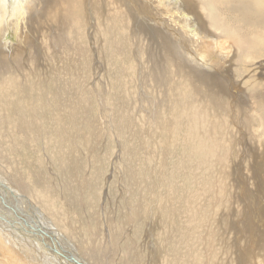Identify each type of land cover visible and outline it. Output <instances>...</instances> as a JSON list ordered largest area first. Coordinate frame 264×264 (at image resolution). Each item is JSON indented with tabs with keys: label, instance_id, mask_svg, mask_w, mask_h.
Listing matches in <instances>:
<instances>
[{
	"label": "bare ground",
	"instance_id": "obj_1",
	"mask_svg": "<svg viewBox=\"0 0 264 264\" xmlns=\"http://www.w3.org/2000/svg\"><path fill=\"white\" fill-rule=\"evenodd\" d=\"M80 1L82 2V0H49V2L47 1L48 4L46 6L49 7L55 13V15H51L54 24H50V25L46 24L45 20L51 17H43V13H38L36 15L37 11H34V17L32 20L37 24V28L33 26V29L36 28V30H29L28 32H30L31 34L30 38H32V42L34 43V45H36V50H35L36 52L33 51L31 54H29V51H31V49L28 50V46H29L28 40H26L27 41L26 43L28 45L26 46V44L24 43L25 47L21 49L13 48L15 45L12 44V42L13 43H17V41L19 43L21 42L22 36L19 37L21 35L19 32L20 30L22 31V29L24 30L25 24H27L26 20L28 19L25 16V12L27 10L25 8V0H0V17L1 15L13 17L12 19L8 20V23L14 22V24L9 26L8 28L7 26L0 28V43H1L0 45L1 47L0 48V74L5 73L6 75V72L10 71L8 67V62H7V61H10L9 60L10 56L6 55L5 52L8 54L15 52L12 57L18 60L19 58H22L24 63H26L25 59L29 56V59L32 65L35 62L34 58L35 59L39 58L41 59V61L47 60V62L49 61L50 63H53L54 61H56L54 59L57 58L62 52L68 53L72 50L73 52L72 54H76L74 52H76L77 48L68 46L70 44L68 43V39H67L68 37L66 38L67 32L63 28V26L67 28L69 31L71 45H74L75 44L74 41L76 40L78 36H80L82 40L81 46H84L83 48H86V40L90 39V36H85V27L87 23L86 21L83 27H81L83 24V18H82V15L81 17L78 15L79 13L78 10L81 5ZM184 2H186L185 4L186 7H184L183 5V8H187L190 11L194 9L196 10V8H199V9L202 8L203 3L208 6L206 10L205 8L204 9L202 8V13H203V16L205 17L203 18V20L206 22L208 27L212 30H215L214 31L216 34L215 39L213 40L212 38L211 40L210 38L211 40L210 45L212 49L216 51V48H215L216 45L221 44L217 42L222 37L221 35L222 33H226L228 35L227 41L230 43L229 47L231 48L232 52L227 49L229 53H226L225 55L220 54L223 56L224 59L222 57L215 58L214 56L216 54L215 55L211 54L210 58H203V57H207L206 54H208L209 52L206 48L209 41L207 40V37L199 30V28L198 29L195 27L190 28L191 24H189L190 20H188L190 19V17H188V15L184 13V11H180L181 10L180 8L182 7L181 3L183 4ZM83 3H84L83 9L86 14L87 12H92L93 14L99 15L100 13L96 8L100 6L101 4H102L103 9L106 11L105 14H103L104 17L102 18V23H100L96 17L94 18L90 17V19L94 22L92 27L94 28L99 27L98 23H100L101 26H103V28H105L111 33H115V29L117 28H119L121 31L125 29V30H128L129 32L131 31V35L134 38H136L137 41L140 40V42H142L143 44L142 51L144 53L143 52L141 53L140 59H145L149 64V68L147 69L148 72H144L140 74V77L142 78L146 77L143 80L149 81V87L152 89L158 90V95H156L157 99L166 98V93H165L166 87H169V89H172V87H175V86H171L169 83L172 80V76H176V80L175 81L173 80V81L177 85L178 83L177 80H179L177 79V75H181L179 77H181V80L184 81V84L186 86H189L192 92L195 95H197L199 98H201V99H198V102L200 100H203L205 102L203 104H206L207 106L209 105L210 107L216 109L217 112L226 111V115H228L229 118L231 119V121H229V125L230 127L233 128V130H235V132H232L230 134V137L227 140V143L229 145L227 156L232 163L237 158L235 150L238 146H240V140H245V144L241 148L243 149L245 148L248 150V153H245L244 151V155L242 154V157H241L242 159L246 160L249 156L250 162H254L255 161L254 159L262 158L264 156V150L263 151L257 150L255 147V146L260 147V143H264V70L261 71V77H257L256 75L253 76L251 75V73L249 74L244 71L246 69L245 67L247 66V60H251L250 62H252V60H255V59L257 60L264 59V0H101L100 4H99V0L98 1L93 0L91 3H86V2H83ZM47 7L44 8V10L47 9ZM62 8L64 9L63 13H62ZM133 11L136 13H139V12L141 13L143 11L148 12V14L150 13V18L148 17L150 21L152 22L159 21L160 24L165 25L166 28H168V24H169L170 29L173 30L172 34L170 35L174 38L182 34L183 35L182 41L177 42L176 40H173L171 36L162 34V31L160 30H156L152 28L147 29L145 27L144 28L149 32V36L146 38V40L148 41V44H147V41L145 42V40L141 41L140 37H143V35H145L143 33L144 32L143 27H141L143 24H141L142 22H137L134 19V17L132 16ZM162 18L163 20H165L164 22H161ZM41 26L48 27L49 31L53 30V26H54L55 33L56 32L59 33V37L57 40L55 38L54 44L51 45L49 41V47L51 48L50 52L47 49L48 40L47 42L45 41L46 39L43 36L44 33H42L41 31ZM77 26L78 28L76 30H72V27H77ZM120 30H118L119 32L118 36L116 34V36L109 35L107 37L108 44H106L105 49L102 50L100 55L97 54L96 52H94L92 55L96 54V57L99 61L95 67L101 69L102 72L106 71L105 69L104 70L102 69L104 66L106 67V65L104 66L102 65L103 64L102 62L105 61V63H107L108 65L109 59L111 57V51L113 53L114 58H118L119 60L121 58L119 65H116L115 70H113V74L116 76V78L114 76L110 80V83L114 81V83L110 84L109 86V90L110 88H112L113 91L112 92L109 91L110 94L108 95H105L107 89H105L103 93L102 91H98L97 95H99V99H96L99 103V106L102 108V111L109 109L110 116H108L107 118V124L110 127L117 128V130H112L111 128L112 132L109 137L113 140L114 138L113 136H115V138H117L118 143L119 141H123L122 146L124 149H122L121 159H123V161L125 162V164L121 163L118 166L119 171L121 172V175L119 177H116V180H115L117 185L118 183L120 184L121 190L119 191L115 190L116 186L112 185L114 183L113 181H111V177H110L107 183L108 189L106 190V193H103L102 197L99 199V200L101 199L104 200V197L106 199L108 198L107 200H105L106 203L104 202V205H101L102 206L101 211L104 212L103 215H106L107 213H111L113 211L114 206L112 207L111 205L112 204L111 199H114V198L110 199V196L113 197V195L115 194V198L120 200L121 204L122 203L124 204V207L122 205L123 211L121 215L119 216L116 222L112 218L109 219V224L107 223L108 227L103 230V233H104L103 235H102V231H100V226H98V223L96 222L95 218L90 219V220H87L86 218L85 220H83V218L80 217L78 214L79 208L81 207V206L79 207V205L82 203V201L84 199L90 200L91 205H92L91 207L94 210H96L97 204H99V203H96L97 183H95L92 180H88V183H85V181H83L84 184L76 183L74 180H76L79 172L82 173L81 170L78 171L76 167V164H78L77 162H80V161L79 160L77 161V158L73 156L63 155L62 153L58 152L57 155H54L53 157H51V161L56 164L57 172L59 174L58 176L62 178L60 180V186L54 187L55 189L52 186H50V184L48 185L46 182H44L47 180H45V178L43 177L44 175L42 174V172H39L34 180V183L37 184V186L39 187H36L35 184L34 186L32 184H31L32 186L30 184H27V181L24 182V180L19 175L15 174L16 176H14V182L13 180L12 182L15 183L14 184L15 186L16 185L18 186V189H16L17 191L13 190L11 186L7 185L2 180V177L0 178V192L1 193L3 192L4 195L10 196L16 201H17V197L19 198V196L21 195L20 192H24L28 194L30 196V199L21 195V197L24 199H21L20 203L26 207L33 209L35 207V204L32 202V200L35 198L37 199V202L41 204L42 209L45 212H47L49 216L47 217V219L48 218L52 219V221L50 219H49L50 221H46L45 218L43 217L44 216L43 213H41L42 215H39V212L38 213L36 212L37 214L36 215L34 214L32 216L33 218L37 219V220L34 219V221H36V223L34 222L36 224V225H33L34 227H31L30 226L31 224H27V223L19 227V225L16 224V223H20L22 220V217L21 218L19 217L20 216L19 209L13 206L11 207V204L10 206L7 205L4 212L7 214L8 217L10 215V217L9 218L2 217V219L4 220H0V226L6 232L0 235V252L2 253V257L4 254L3 252L9 253L12 256L11 259L16 257L15 256L16 253L14 251V249H16L19 251L21 256L24 257V260H26L27 264L29 263L31 264H76V263L85 264L79 258L80 255L78 254L77 249H75L73 245L69 243L68 240H66L64 236L65 234L63 232L61 233L59 232L61 231V229H63L65 233L66 232L68 233V235H74L75 237L79 238L82 241L84 249L86 250L87 255L89 256V259L92 262V264H122L121 258L122 260L126 259V262L130 260L129 264H137V260L133 259L132 256L131 258H129V260H127L128 250L124 249L123 247L122 248L120 247L121 252H119L118 254L110 247H106V252L93 248V244H94L93 242L99 236L101 237V235L108 244H111L112 242L121 243L122 241L121 237L122 235L123 236L125 235L126 229L125 231H123L121 230V227L119 226H122V225L123 227L125 226L124 219L127 216L126 215L127 211L129 210V208H131L132 212L135 215L137 216L140 215L141 217L147 216L148 218L147 217L146 218L148 220L151 218L150 220L153 222L155 228L152 229L151 227H153V225L151 224V226H149L148 224L150 223H148L147 224L149 226L148 230H152L151 232L152 236L150 237L155 238L156 239L155 241H157V246H159L157 249L158 250L157 252L158 253L160 252L163 254V256H161L162 264H222V262L216 255V245L213 243V241L215 240V238L213 237H215L216 234L218 233L216 231H211L212 227H210V225L213 226L217 222H219L220 224V219H221V223L223 224L222 226L224 228L226 225V227L224 228L226 229L228 227L227 223L229 222V219L233 218L232 216L234 215V213H232V211H238L241 213L242 210L239 211V209L235 210V208H231V209L225 210L224 213L222 211L223 213L222 215L219 214V212L221 211L222 201L219 199L221 190L220 189L217 190V186H218L217 183H219L217 181L219 180L221 183H225V178L222 177L224 174L222 176L221 174H219V176L217 175L214 176L215 174L212 175L213 167H212V164H210V160H211L210 157L213 151L206 152V153L197 152L194 146L195 139H193V142L191 143V140L194 137L193 135H191L192 133L189 131L187 119L189 117L194 123L195 128H197L198 125L195 119V115L198 113L196 114L192 113L191 116L186 115V118L184 119L181 118L179 120H173L171 123V126H169L170 131L166 127L169 133V139L166 140L168 143V146L159 145L153 148L145 146L143 145V143L147 142V144H149V142L152 140L151 137L153 136L150 134V137L145 136L146 139L144 137L136 138L135 135L141 134L140 130L137 128L131 131V129L127 128L126 125L128 122V116H129L128 112L129 111L127 110V105L124 106L125 104L123 103V101H126L128 103V99L122 87L126 86V83L128 84L129 82V80L123 78L126 76V73H127L126 70L128 69L124 67L126 63H128L124 55L125 54L129 55V53L126 51L123 38L121 37L125 33H121ZM10 31L14 32L13 34H14L15 40L7 39V35ZM205 31H206V28H205ZM168 32L171 33L170 31ZM173 32L175 33L173 34ZM217 33H219V35ZM209 35L211 34L209 33ZM137 41H136V44H137ZM206 41H208V43ZM177 43L183 49H185L186 47H190L191 58H193L197 62H199V59L201 58L204 65H205V62H208L209 60H211V58H214V63L223 61L231 55L230 54L231 52L232 61L234 63L233 65L236 66L232 77L241 75L240 76L241 83L250 82L249 84L252 85L248 88V90L245 89L248 94L247 95L248 102H245V101L237 102L236 100L231 101L230 99L232 97L230 98L227 95V90L229 88L227 89L226 87L221 85L219 83L220 81L215 80L213 82L212 80L213 76L208 75V73L203 74L201 73L202 71H197V69H195L194 67L191 68L190 65L188 66L189 64L187 61L188 58L186 55H183L185 51L184 52L179 51L177 48L178 47ZM54 45L59 46L60 49L58 51L57 49L56 51H53L52 48L54 49L53 47ZM20 47H23V46H20ZM3 49H6V50H3ZM135 50H138V49H135ZM42 51L48 52V54L40 55ZM186 54H188V52ZM122 61L124 62V64L122 63ZM130 61L132 60L130 59ZM23 62H22V66L18 68H14V67L11 68L10 66L11 70L13 69L14 71L18 73L19 71L23 72L25 70L23 66ZM260 62H263V63H260L259 68H263L264 61L261 60ZM220 66L221 64L219 65V68ZM249 66L250 65H248L247 67ZM137 67L140 68L139 66ZM85 68H86V74L83 73V70H84V66H83V68H81L80 70L75 71V76L70 81L66 79H60V77L59 79L56 77L53 80L52 90L56 92L57 95L59 96V99H60L59 101H61V104L64 107H68L70 101L74 102L73 103L74 106L71 108L70 113L66 114V116L62 118L63 123L61 127L55 130L54 135L53 133L51 134L53 135V138H52L53 141L51 140V142H53L55 146H59V149H60V146L62 145L64 146L65 144L74 145L75 147L79 146V144H81V141L82 140L84 141L87 138L86 136L88 132L92 129L95 123L92 121L93 118L91 119L89 117L90 115L88 114L90 113L88 101L89 100L92 101V99H94L93 95H95L96 93L93 94L92 91H90V89L86 87L88 79L89 78L91 79V74L89 71L90 68L86 66ZM112 69H114V67H112ZM206 69L207 68H205V71L210 70L209 68L207 70ZM30 72L34 73L33 71H30ZM92 74H93V70H92ZM28 76L29 74L27 75V77ZM84 76H88V78L84 79L83 78ZM24 79L26 80V78ZM179 86L180 85L178 84L177 87ZM216 86L219 89L215 90ZM177 89H174V90H177ZM101 96L102 97L104 96V101H109L110 108H109V105L108 107H103L101 105L102 104ZM143 98L144 97H141V99L139 98L138 100L147 101V97H145L146 99H143ZM162 101H165V100L163 99ZM194 105L198 107L197 100H195ZM167 107H168L167 103L165 102L162 103V108H164V110H167L165 109ZM199 110L200 109H198V111ZM3 119L4 118H2L0 114V125L2 126V128L5 127L6 129L4 130L5 132H8L7 141L9 143V154L11 157L12 156V146L15 143V135L18 133L25 135L28 129L26 128V125L27 124L30 125V123H29V120H25L24 118H20V119L15 118L11 123L7 124V120H3ZM203 119H204V115L202 113L200 115V120H202V122L199 125L201 128L204 127ZM30 121H31V124L35 122L34 119H30ZM144 123H145V128L147 127V130H151L150 128H152L151 133L161 132V127L158 126L157 123L153 127L149 118L146 121H144ZM143 124L141 126H143ZM218 124L220 125L219 122L217 123V125ZM55 125L57 124H54V126ZM247 126H250L252 128L258 127L261 130L258 136L259 137L258 142L257 141L253 142L248 137L244 139L246 134L243 132L242 129ZM227 127L230 129L229 126ZM84 130L86 131V135L81 133V131H84ZM65 133H69L70 138L65 139L66 137V135L64 136ZM71 133L74 136H72ZM0 134H2V132ZM122 138H124V140ZM154 142L160 143L161 141H158L157 139ZM139 143L141 144L140 146H138ZM215 156L217 157L218 154H215ZM161 158H164V159L166 158L165 160L166 162L162 165V169H161ZM218 162L219 161H217V164ZM252 164L257 167L256 168L254 166L257 169V172L254 173L256 174V176L264 174V163L258 164L254 162ZM252 164L251 163L249 164V167L251 169L250 170L251 177L254 175ZM2 166H4L3 163H2ZM126 166H127V169H126ZM255 168H254V171H256ZM13 169H15V167L12 168V170ZM154 169L156 171L155 174L157 175V177L160 178L159 181L160 182L162 181V183H160L156 179V181L159 182L157 183V185L162 188V190L160 191L155 190L153 186L155 183L153 181V178L155 177L151 178V176H152V173L155 172ZM238 170L239 169L237 168L236 171ZM14 172L12 173L14 174ZM149 172L150 173L152 172L151 175H148ZM253 177H255V175ZM190 182L194 183L195 190L193 189L194 191L188 194L186 193L187 188H185L184 186L186 185L187 187H189ZM180 183H182L181 185L182 187L177 188V186ZM39 184H41L42 186H40ZM233 184H234V181H233ZM166 186H168V188L170 189L168 193L167 192L165 193ZM234 186L237 187L236 185ZM59 187H60V192H61V199L64 201V203H66L67 211L69 210L73 212L75 211L77 215L76 218H78L77 219L78 225L80 226L83 224L85 226L88 225V229L85 231V233L78 232L74 227H73L74 228L73 230L72 227L68 225V222L70 221H68L67 223H65L66 221L64 222V219H63L64 214L62 215L63 210L60 208L59 205H57L56 199L52 197V192H54L55 194L56 188H59ZM112 187H114L115 189H112ZM244 191L246 190H243V192H239L238 194L239 196L237 197L229 193L231 192V190L228 193L230 194V199H236V201H239V197L241 196V198H243L244 194H246ZM221 195H222L221 196L222 198L224 194H221ZM9 199L8 201L11 200ZM14 200H12V202ZM263 200H264V197H263ZM3 201L5 204H8L5 202L4 199ZM30 203L34 205L32 206ZM244 203L245 202H243V204ZM255 210H256V206H255ZM147 213H149V215H147ZM151 213L153 214V216H151ZM252 215H254L253 212H252ZM254 216L252 218H254ZM13 219L19 220L20 222H17V221L14 222ZM138 219L140 220V218L138 217L134 219L135 222ZM262 219H260V221H263ZM78 220H79V223H78ZM166 220L168 221L170 220L173 223H170L169 225H167ZM147 221H144V222H147ZM90 223L93 225L92 228H91ZM136 223L133 224L134 227H132L133 229L131 232V237L127 239L128 236L126 237L125 235V238H124V242L126 244L128 242L130 243L129 246H133L134 243L136 245L138 239L142 237V235L141 237L137 235L138 232L142 234L145 233L143 232V230H145L146 228L144 229L142 227L143 225L141 226L143 229L142 232L140 231L137 232L136 230L137 226L135 227V225H139V224H136ZM112 224H117L119 228L115 226L112 227ZM255 226L258 227L257 225ZM57 227L59 228L62 227V228L58 229ZM216 228L218 227L216 226ZM153 230H155V233L153 232ZM18 235L25 236V239L27 237L28 241L30 243H33L34 245L36 244L35 242L37 240H40L42 244L40 243V246H38L39 253L32 251L27 255L28 245L26 242L23 241V239H20V240L18 239L19 242L23 243L22 248L19 245L21 248L20 250L17 249L16 247L15 248L11 247L10 246L11 240L15 239V236H18ZM147 237L149 236L147 235ZM139 241H141V239ZM139 244L140 243H138V245ZM9 246L11 248H9ZM143 246L144 245H142V247ZM136 247L137 246H135V248ZM195 248L200 249V254L202 252L204 258L200 254L193 255L192 253H190L192 251L195 254L197 250ZM249 248H253V245H250ZM66 250H68V252H66ZM62 251H65L67 253V257L62 253ZM219 252H220V249H219ZM57 254H59V256H57ZM179 254L182 256H179ZM261 254L262 253L260 250L259 256ZM260 257L263 258V259L261 258V261L264 262V256L262 255ZM30 258H32V261L30 260ZM115 258H120V259H118V261H115L116 260ZM14 259L13 260L5 259L4 261L1 260V262H4V264H16V263L24 264L22 261H20L21 259L20 260L17 258H14ZM72 259H75L76 263H74ZM103 259H105L106 262H104ZM154 259H156V257ZM234 260L235 259H233V261ZM239 260L241 261V259ZM157 261L160 262L158 259ZM231 264H234V263H231Z\"/></svg>",
	"mask_w": 264,
	"mask_h": 264
},
{
	"label": "rangeland",
	"instance_id": "obj_2",
	"mask_svg": "<svg viewBox=\"0 0 264 264\" xmlns=\"http://www.w3.org/2000/svg\"><path fill=\"white\" fill-rule=\"evenodd\" d=\"M47 1L49 2V0H25V8L27 9L25 12V16L27 17L28 20H26L27 24H25L24 30L21 27L22 31L20 30V32H19L21 34L19 37L22 36L21 42L19 43L17 41L18 45H17V43L12 42V44L15 45L13 48H20V49L24 48L25 44H26V46L28 45L26 43L27 42L26 40H28L29 41L28 50L31 49V51H29V54H31L33 51L36 52L35 51L36 45H34V43L32 42V38H30L31 34L28 31L29 30H36V28H37V24L32 20L34 17V11H37L36 15L38 13H43V17H51V18L45 20L46 24H49V25L54 24L51 15H55V13L49 7L46 6L48 4ZM92 1L93 0H87V1L82 0V2L80 1L81 5H80L79 10H78V12H79L78 15L80 17L82 15V18H83V24L81 27H83V25L85 24V21L87 22L86 27H85V36H90V39L86 40V48H83L84 46H81L82 40H81L80 36H78L76 38V40L74 41L75 44L71 45V39H70L69 31L67 28H65L63 26V28L67 32L66 38L68 37L67 38L68 43L70 44V45H68V44L67 45L70 47H76L77 50H76V52H74L76 54H72L73 53L72 50L68 53L62 52L57 58L54 59L56 61L53 60L54 61L53 63H50L49 61H48L49 62L48 63L47 60L41 61V59H39V58H37V59L34 58V61L37 63L34 62V64L32 65L30 62L29 56L25 59L26 63H24L22 58H19V60H18L16 58L12 57L15 52L11 53V54H8L5 52L6 55L10 56L9 57L10 61H7L10 71L6 72V75H5V73L0 74V92H1L0 93V114H1V117L4 118L3 120H7V124L11 123L15 118H19V119L24 118L25 120H29L30 125H28V124L26 125V128H28V129H27V133L25 135H23L21 133H18L15 135V143L12 146V156L11 157L9 154V143L7 141L8 132H5L4 131V130H6L5 127L2 128V126L0 125V128H1L0 133L2 132V134H0V162H1V164H0V178L2 177V180L7 185L11 186V188L13 190L17 191L16 189H18V186L17 185L15 186L14 185L15 183H13L14 182V176H16L15 174L19 175L24 180V182L27 181V184H30V185L32 184L34 186V184H35L34 180H35L37 174L39 172H42V174L44 175L43 177L45 178V180H47L44 182H46L48 185L50 184V186H52L54 188L56 186H60V180L62 178H60L58 176L59 174L57 172L56 164L51 161V157H53L54 155H57V153L60 152L63 155H67V156L70 155V156L77 158V161L79 160L80 162H77L78 164H76V167H77V170L78 171L81 170L82 173L79 172L76 180H74V181L76 183L84 184L83 181H85V183H88V180H92L95 183H97V190H96L97 201H96V203H99V204H97L96 210H94L91 207L92 205H91L90 200L84 199L82 201L83 204L81 203L79 205V207L81 206L80 207L81 209L79 208L78 214L80 217L83 218V220H85L86 218H87V220L95 218L96 222L98 223V226H100V231H102V235H103L104 234L103 230L108 227L107 223L109 224V219L112 218L116 222L117 219L119 218V216L121 215L122 211H123L122 205L124 207V204L123 203L121 204L120 200L115 198V194L113 195V197L110 196V199L111 198L115 199V200L111 199V202H112L111 205H112V207L114 206L113 211L111 213H107L106 215H103L104 212L101 211V209H102L101 205H104L105 200H107L108 198L106 199L104 197V200H102V199L99 200V199L102 197L103 193H106V190L108 189L107 183H108V179L110 177H111V181H113V183H114L112 185L116 186L115 187L116 189L114 187H112V189H115L117 191L121 190L120 184L118 183V185H117L115 180H116V177H119L121 175V172L119 171L118 166L121 163L125 164V162L123 161V159H121L122 158L121 157L122 156V154H121L122 149H124L122 146L123 141H119V143H118L117 138H115V136H113L114 137L113 140L109 137L111 135L112 130H117L116 127H110L107 124V118H108V116H110L109 115V109L102 111V108L99 106V103L96 99H99V95H97L98 91H102V93H103V91L105 89H107L105 95L110 94L109 91H111V92L113 91L112 88H110V90H109L110 84L114 83V81H112L110 83V80L112 77L115 76L113 74V70H115L116 65H119L121 58H120V60L118 58H114L113 53L111 51V57L109 59L108 65H107V63H105V61L102 60L103 61L102 65L103 66L106 65V67L104 66L103 68L101 66V68L103 70L104 69L106 70L105 72L104 71L102 72L101 69L95 67L98 64L99 60L97 59L96 54H94V55H92V54L94 52H96L97 54L100 55L102 50L105 49L106 44H108L107 37L109 35L116 36V34L118 36V33H119L118 30H120V29L117 28V29H115V33H111L108 30H106L105 28H103V26H101L100 23H102V18L104 17L103 14H105V12H106L103 9L102 4L96 8L99 11L100 16L93 14L92 12H87V14H86L84 9H83V7H84L83 2L91 3ZM100 1L101 0H99V4H100ZM185 4H186V2H184L183 4L181 3L182 7L180 6L181 7L180 11H184V13L186 15H188V17H190V19H188V20H190L189 24H191L190 28H194V27L197 29L199 28V30L207 37V40L209 41V43H208V41H206L208 43L206 48L209 52H208V54H206L207 57H203V58H210L211 54H213V55L216 54L214 56L215 58H218V57L223 58L222 55H225L226 53H229V51H231V48L229 47L230 43L227 41L228 35L226 33H222L221 35L223 38L221 37L217 42V43H221V44L216 45V47H215L216 51L214 49H212L210 42H211L212 38H213V40L215 39V35H216L214 32L215 30H212L208 27L206 22L203 20V18H205V17L203 16V13H202V8L203 9L205 8V10H206V8L208 6L203 3L202 8H200V9L196 8L197 11L195 9L190 11L187 8H183V5H184V7H186ZM46 7H47V9L44 10V8H46ZM186 9H187V11H186ZM63 12H64V9L62 8V13ZM132 16L134 17V19L137 22H142L141 24H143L141 27H143V30H144L143 33L145 35H143V37H140L141 41L145 40V42H146L147 41L146 38L149 36V32L145 28H147V29L152 28V29L160 30V31H162V34H166L168 36H171L170 34H172L173 30L170 29L169 24H168V28H166L165 25H163V24L161 25L159 21H157L158 23L156 21H153V22L150 21V19H149L150 13L148 14V12H146V11H143L141 13L140 12L136 13L133 11ZM90 17H92V18L96 17L97 20H99V22H100V23H98L99 27H95V28L92 27L94 22L90 19ZM100 17H101V19H100ZM12 18L13 17L1 15V17H0V28H2L4 26H7V28H8L12 24H14V22L8 23V20L12 19ZM212 18H213V16H212ZM164 21L165 20H163V18H162L161 22H164ZM30 25H31V27H30ZM121 25H122V23H121ZM146 25H147V27H146ZM204 25H205V27H204ZM33 26L36 28L33 29ZM166 26H167V24H166ZM45 27L46 26H41V31H42V33H44L43 36L46 39L45 41L47 42V40H48V42H47L48 48L47 49L50 52L51 48L49 47V41H50L51 45L54 44V40H55V38H56V40L58 39L59 33H57V32L55 33V27L54 26H53V30H51V31H49L48 27H46L47 29ZM77 28H78V26L72 27V30H76ZM205 28H206L207 32L205 31ZM95 29H97V30H95ZM122 29H123V27H122ZM208 30H209V32H208ZM168 31H170L171 33H169ZM22 32H24V33H22ZM120 32L126 34V35L123 34L121 37L123 38L125 49L130 55V56L127 54L124 55L126 57V61L128 62V63H126V65L124 67L126 69L127 68L128 69L126 70L127 71L126 76L123 78L129 80V82H128V84L126 83V86L122 87L123 91H124V93L128 99V103H129V105H128V103L126 101H123V103L125 104L124 106L127 105V110L129 111L128 112V114H129L128 122L126 125L127 128L131 129V131H133L137 128L140 130L141 134L135 135L136 138H141V137L145 138V136L150 137V134H151L153 136V137H151L152 140L149 142V144H147V142L143 143V145H145V146H148L150 148H153V147L159 146V145L160 146H168V143L166 140L169 139V133H168L167 129L170 128L169 126H171L172 121L173 120H179L181 118L184 119V118H186V115L191 116L192 113H195V114L198 113L196 115L194 114L195 119L197 121V125H198L197 128H195L194 123L192 122V120L189 117L187 119L189 131L192 133L191 135H193V137H194V138H192L191 143L193 142V139H195L194 146H195L197 152H205L206 153V152L213 151L211 153V157H210V159H211L210 164H212V167H213V170H212L213 174L212 175H214V174H215L214 176H216V175L219 176V174H221V176L223 174L225 175V176L223 175L222 177L225 178L226 185H225V183H221L219 180L217 181V182H219V183H217L218 184L217 190L218 189L221 190L219 199L222 201L221 211L219 212V214L222 215L225 210L231 209V208H235V210L239 209V211L242 210L241 213L238 211H232V213H234V215L232 216L233 218L229 219V222L227 223L228 227L226 229H224L226 227L225 224H224L225 227L223 228V226H222L223 224L221 223V219H220V224H219V222H217L216 224L213 225L214 227L210 225V227L214 228V229L211 228V231H216L218 233V234H216L215 237H213L216 240V241L215 240L213 241V243L216 245V255L220 259L222 264H231V263H234V264H264V262L261 261L262 257H260L262 255L264 256V216H263L264 215V208H262V207H264V200H263V197H264V174L256 176V174H254V173L257 172V169H256L257 167L252 164L254 162H256L258 164L264 163V156L262 158L257 157L258 159L253 158L255 160L254 162H250L249 156L246 160L242 159L241 158L242 154L244 155V151H245V153H248V150L245 148L244 149L241 148L244 146L245 140H240V146H238L235 150L237 158L232 163L227 156L228 146H229L227 143V140L230 137V134L232 132H235V130H233V128L230 127V125H229V121H231V119L229 118L228 115H226V111L225 112H217L216 109L210 107L209 105L207 106L206 104H203V103H205L203 100H200L198 102V99H201V98H199L197 95H195L189 86H186L184 84V81H182L181 77H179L181 75H177V79H179V80H177V82H178L177 85L174 82L176 80V76H172V80L169 83L171 86H175L176 88L172 87V89H169V87H166V89H165L166 98L157 99L156 95H158V90H155V89H152L149 87V81L143 80L146 77L145 78L140 77V74H142L144 72H148L147 69L149 68L148 62L145 59H140L141 53L143 52L142 51V48H143L142 42H140V40L137 41L136 38H134L131 35V31L129 32L128 30L123 29V31L120 30ZM204 32H206V33H204ZM13 33H14L13 31H10L8 33V35H7L8 40H15ZM174 33L175 32H173V34ZM209 33L211 35H209ZM97 34H98V36H97ZM217 34L219 35V33H217ZM86 38H88V37H86ZM210 38H211V40H210ZM182 39H183L182 34L178 37L173 38V40H176L177 42L182 41ZM77 40L79 41V43ZM136 41H137V44H136ZM147 44H148V41H147ZM0 45H1V43H0ZM19 45L23 46V47H20ZM78 46H79V48H78ZM177 46H178L177 48L179 51H182V52L185 51L183 55H186L188 58V60H187L189 63L188 66L190 65L191 68L194 67L195 69H197V71H202L201 73H203V74L208 73V75L213 76V79H212L213 82L215 80L220 81L219 83L221 85H223L227 89L229 88L227 90V95L230 98L232 97L230 99L231 101L236 100L237 102H240V101L248 102V97H247L248 94H247L246 90H248V88L252 85L249 84L250 82L241 83V81H240L241 75L232 77V75L234 74V70L236 68V66L233 65L234 63L232 61V53H231L232 51L230 52L231 55L229 54L230 56L227 59H225L223 61H219L220 63L219 62L214 63V58H211V60H209L208 62H205V65H204L201 58L199 59V62H197L196 60L191 58L190 47H186L185 49H183L180 45H178V43H177ZM53 47L55 49L54 50L52 48L53 51H56V49L58 51L60 49V47L57 45L56 46L54 45ZM135 49H138V50H135ZM3 50H6V49H3ZM187 52H188V54H186ZM219 52H221V53H219ZM46 54H48V52L42 51L40 53V55H46ZM220 54H222V55H220ZM60 56H62V57H60ZM130 59L132 61H130ZM137 59H139V60H137ZM261 60L264 61V59H259V60L255 59V60H252V62H250L251 60H247V66L248 65H250V66L249 67L246 66L245 67L246 69L244 71L246 73H249V74L251 73V75H253V76L256 75L257 77H261V71L264 70V67L259 68L260 63H263V62H260ZM22 62H23V66L25 68V70L23 72L19 71V73H18L16 71H14L13 69L11 70L12 67H14V68L21 67ZM28 62H30V63H28ZM122 63L124 64L123 61H122ZM28 64H29V66H28ZM133 64H134V66H133ZM220 64H221V66L219 68ZM10 66H11V68H10ZM83 66H84L83 73L86 74V68H85V66H86V67L90 68L89 71L91 74V79L90 78L88 79L86 87L89 88L93 94L96 93L95 95H93V98H94V99H92L93 102L91 100L88 101L89 112H90L88 114L90 115L89 117L91 119L93 118L92 121L95 123H94V126L92 127V129L88 132V134L86 136L88 139L86 138L84 141L82 140L81 144H79V146L75 147L74 145L65 144L64 146L63 145L60 146V149H59V146H55L53 144V142H51V140L53 141L52 138H53V135L55 133V130L58 129L59 127H61V125L63 123L62 118L65 117L66 114L70 113L71 108L74 106V104H73L74 102L70 101L68 107H64L61 104V101H59L60 100L59 96L57 95L56 92H54L52 90L53 80L56 77L58 79L60 77V79H66V80L70 81L71 79L74 78L75 71L80 70L81 68H83ZM137 66H139L140 68H138ZM112 67H114V69H112ZM130 67H131V69H130ZM205 68H207V69L209 68L210 70L206 69L207 71H205ZM213 68H214V70H213ZM92 70H93V74H92ZM30 71H33L34 73H32ZM208 71L211 73H209ZM10 74H11V76H10ZM28 74H29V76H28L29 78L27 77ZM56 74H58V75H56ZM21 76H22V78H21ZM24 78H26V80ZM83 78L86 79V78H88V76H84ZM115 78H116V76H115ZM117 78H119V77H117ZM221 81H222V83H221ZM66 82H68V81H66ZM32 83H34V84H32ZM178 84L180 85L179 87H177ZM174 89H177L178 91L174 90ZM217 89H219V88L216 86L215 90H217ZM176 91H177V93H176ZM239 93H241V94H239ZM175 94H177V95H175ZM140 96L144 97L143 99H146L145 97H147V101L146 100L145 101L138 100L139 98L141 99ZM29 98H30V100H29ZM5 99H6V101H5ZM163 99L165 101H162ZM195 100H197L198 107L196 105H194ZM105 102H107V103H105ZM164 102L168 104V107L165 108L167 110H164V108H162V103H164ZM170 104H172V105H170ZM101 105L103 107H108V105H109V108H110L109 101H104V96L102 97V104ZM4 106H5V108H4ZM198 109H200V110L198 111ZM188 111H190V112H188ZM202 113L204 115V119H203V126L204 127L203 128H201L199 126L202 122V120H200V115ZM130 114H132V115H130ZM221 114H223V115H221ZM28 116H29V118H28ZM148 118L150 119V122H151L153 127L155 126L156 123L158 126L161 127V132L151 133L152 128H150L151 130H147V127L145 128L144 121H146ZM30 119H34L35 122L31 124ZM218 122L220 123V125L219 124L217 125ZM54 124H57V125L54 126ZM142 124H143V126H141ZM226 125L229 126L230 129ZM33 127H34V129H33ZM166 127H167V129H166ZM111 128H112V130H111ZM254 128H256V129H254ZM254 128L247 126V127L242 129L243 132L246 134L244 139L248 137L253 142L259 141L258 136H259V133L261 130L258 127H254ZM49 129H51V130H49ZM38 130H40V131H38ZM256 130H258V131H256ZM48 131H50V132H48ZM84 131H81V133L86 135V131H85V133H84ZM169 131H170V129H169ZM251 131H253V132H251ZM58 132H59V130H58ZM52 133H53V135H51ZM65 135H66L65 139L70 138L69 133H65L64 136ZM71 135L74 136L72 133H71ZM122 139L124 140V138H122ZM157 139H158V141H161V142L160 143L154 142ZM140 145L141 144L139 143L138 146H140ZM255 147L257 150L263 151L264 150V148H263L264 143H260V147H258V146H255ZM68 148H70V149H68ZM69 152H71V153H69ZM215 154H218V156L216 157ZM225 154H226V156H225ZM124 160H125V158H124ZM165 160H166V158L165 159L161 158V169H162V165L166 162ZM217 161H219L218 164H217ZM2 163L5 166V168L7 166L6 169L4 168V166H2ZM250 163L252 164L253 174L255 175V177H253L254 175L251 177V171H250L251 169L249 167ZM234 165H235V167H234ZM14 167H15V169L12 170V168H14ZM237 168L239 169L238 171H236ZM254 168L256 169V171H254ZM126 169H127V166H126ZM154 171H155V169H154ZM212 171H211V173H212ZM12 172H14V174ZM233 172H234V174H233ZM149 173H148V175H151L152 172L150 174ZM155 173H156V171L153 172L152 176H151V178L155 177V178H153V181L155 182V183L153 182L154 183L153 186H154L155 190L160 191V190H162V188L157 185V183L160 182L159 181L160 178L157 177V175ZM258 177H259V179L260 178L261 179L259 180ZM156 179L159 182H157ZM12 180H13V182H12ZM233 181H234V184H233ZM119 182H120V180H119ZM160 183H162V181ZM39 185L42 186L41 184H39ZM181 185H182V183H180L177 186V188H181L182 187ZM189 185H190L189 187H187L186 185L184 186L185 188H187L186 193H188V194L192 193L195 190L194 183L190 182ZM234 185H236L238 188L235 187ZM35 186L39 187V186H37V184H35ZM81 186H83V185H81ZM242 188H243V190H246V191H244L246 194H244L243 198H241V196H240L239 201H236V199H230V194L235 195V197L239 196L238 195L239 192H243ZM230 190H231V192H229ZM247 190L249 191V193ZM58 191H59V193H58ZM169 191H170V189L168 188V186H166L165 193L166 192L168 193ZM20 194L23 195L24 197H27L30 199V196L28 194H26L24 192H20ZM221 194H224L222 197L223 200L221 198V196H222ZM21 195L19 196V198L17 197V201H16L12 197L6 196V195H4L3 192L2 193L0 192V204L2 205V206L0 205V220H4V219H2V217H8L4 211L7 207V205L10 206V204H11V207L13 206L15 208H18L20 211L19 217L20 218L22 217L21 222L19 220L13 219L14 222H16V221L20 222V223H16L17 225H19V227L23 226V224H25V223L31 224L30 226L34 227L33 225H36L35 224L36 221H34V219L35 220H37V219L33 218L32 216L34 214L36 215L38 212H39V215H42L41 213L44 214L43 217L45 218L46 221H50V220L52 221L51 218L47 219V217H49V216H48L47 212H45L42 209L41 204H39L37 202V199L34 198L32 200V202L35 204V207L32 209V208L26 207L20 203V200L24 199L21 197ZM52 197L56 199L57 205H59L60 208L63 210L62 215L64 214L63 215L64 222L66 221L65 223H67L68 221H70V222L72 221L73 223L68 222V225L71 226L73 230L75 228L78 232L85 233V231L88 229V225L87 226H85L84 224L81 226L78 225L77 224L78 218H76L77 215H76L75 211L74 212L70 211V210L67 211L66 203H64V201L61 199L60 187L56 188L55 194H54V192H52ZM253 198H254V200H253ZM259 198L262 200H260ZM3 199L8 204H5ZM8 199L10 201H8ZM12 200H14V201L12 202ZM60 200H61V202H60ZM243 202H245V203L243 204ZM63 206L65 207L66 210L64 209ZM255 206H256V210H255ZM28 210H29V212H28ZM91 211H92V213H91ZM222 211H223V213H222ZM24 212H26V213H24ZM252 212L255 216L252 215ZM27 213H29V214H27ZM81 213H83V214H81ZM258 213H260V214H258ZM126 215L128 217L127 216L125 217V219H124L125 224L123 223L125 226L123 227V225H122L119 227H121V230H123V231H125V229H126L125 235H126V237L128 236L127 239H129L131 237V232L133 229L132 227H134L133 224H135L137 222L136 224H139V225H135V227L137 226L139 228L138 229L136 227L137 232L138 231L142 232V230H143L142 227L144 229L146 228L145 230H143V232H145L144 234L139 233V232H138L139 234L137 233V235L140 237L142 235L143 238L142 237L140 238L141 241H139L140 239H138L136 245L133 242L134 243V245H133L134 248H133V246H129L130 245L129 242L127 244L124 242L125 235L124 236L122 235L121 243L120 242L119 243L112 242L111 244H108L106 242V240L101 235V237L99 236L93 242L94 243L93 248L106 252V247H110L118 254L119 252H121L120 247L121 248L123 247L124 249L128 250L127 260H129V258H131V256H132L133 259L137 260V264H162V257L161 256H163V254L160 252L159 253L157 252L158 251L157 249L159 247V246H157V241H155L156 240L155 238L150 237V236H152V233H151L152 230H148V227L151 226V224L153 225V227H151V228L152 229L155 228L153 222L150 220L151 218L148 220L147 216H146L147 218L143 217V216L141 217L140 215L137 216L132 212L131 208H129ZM147 215H149V213H147ZM259 215H260V217H259ZM131 216H133V217H131ZM151 216H153L152 213H151ZM253 216H254V218H252ZM9 217H10V215H9ZM137 217L140 218V220L138 219L135 222L134 219H136ZM256 218L257 219L259 218V219L257 220ZM143 219H145V220H143ZM260 219H262L263 221H260ZM144 221H147V222H144ZM253 221L255 222V224ZM140 222H142V223H140ZM78 223H79V220H78ZM148 223H150V224H148ZM166 223H167V225H169L170 223H173V222H171L170 220L169 221L166 220ZM86 224H88V223H86ZM131 224H132V226H131ZM255 225H257L258 227H256ZM114 226L118 227L117 224H112V227H114ZM216 226L218 228H216ZM92 227H93V225L91 224V228ZM57 228L61 229L62 227H60V228L57 227ZM0 229H1L0 235L6 233L5 230L3 228H1V226H0ZM59 232L60 233L63 232L65 235L63 233L62 234L65 236L66 240H68V242L71 243L75 249H77L78 254L80 255L79 258L81 259V261H83V263L92 264V262L89 259V256L87 255L86 250L84 249L83 243L79 238L75 237L74 235H68V233L67 232L65 233V231L63 229H61V231H59ZM148 232H149V234H148ZM153 232L155 233V230H153ZM225 232H226V234H225ZM230 232H231V234H230ZM147 235L149 237H147ZM18 239L19 240L23 239V241L27 243V245H28L27 255L32 251L39 253L38 246H40V243L42 244V242H40V240H37V241L35 240L36 244L34 245L33 243H30L28 241L27 237L25 239V236H22V235L15 236V239L11 240L10 246L14 247V248L16 247L19 250L23 247L22 246L23 243L19 242ZM76 242H77V244L78 243L79 244L77 245ZM138 243H140V244L138 245ZM19 245L21 246V248ZM142 245H144V246L142 247ZM250 245H253V248H249ZM10 246H9V248H11ZM135 246H137V247L135 248ZM138 246H139V248H138ZM140 246H141V248H140ZM195 249H197L195 254L192 251L190 253H192L193 255L200 254V249H198V248H195ZM219 249H220V252H219ZM260 250H261L262 254L259 256ZM14 251L16 253V255H15L16 257H14V258H17L19 260L21 259L20 261H22L24 264H27L26 260H24V257L21 256L19 251L16 249H14ZM66 252H68V250H66ZM66 252L62 251V253L67 257ZM134 252H136V253H134ZM3 253L4 254L2 257V253L0 252V263L1 264H4V262H1V260L4 261L5 259H10V260L14 259V258L11 259L12 256L9 253H7V252H3ZM200 255L203 257L202 252ZM57 256H59V254H57ZM158 256L161 258H159ZM179 256H182V255L179 254ZM155 257H156V259H154ZM120 258H115L116 259L115 261H118V259H120ZM238 258L241 259V261ZM109 259H111V258H109ZM141 259H143V260H141ZM157 259L160 262H158ZM233 259H235V260L233 261ZM30 260L32 261V258H30ZM103 261L106 262L105 259H103ZM121 261H122V264H129L130 260L128 262H126V259L122 260V258H121ZM231 261H233V262H231ZM29 264H31V263H29Z\"/></svg>",
	"mask_w": 264,
	"mask_h": 264
},
{
	"label": "water",
	"instance_id": "obj_3",
	"mask_svg": "<svg viewBox=\"0 0 264 264\" xmlns=\"http://www.w3.org/2000/svg\"><path fill=\"white\" fill-rule=\"evenodd\" d=\"M72 261H73L74 263H76V262H75V261H76L75 259H72ZM76 264H77V263H76Z\"/></svg>",
	"mask_w": 264,
	"mask_h": 264
}]
</instances>
